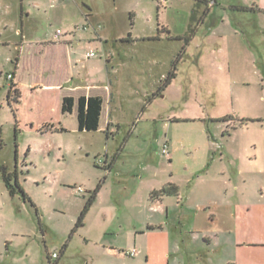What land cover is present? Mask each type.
<instances>
[{"label":"rangeland","instance_id":"rangeland-1","mask_svg":"<svg viewBox=\"0 0 264 264\" xmlns=\"http://www.w3.org/2000/svg\"><path fill=\"white\" fill-rule=\"evenodd\" d=\"M23 7L31 14L27 31L52 38L60 29L72 40L79 71L99 63L108 82L106 65L125 106L113 113L120 128L108 140L105 131L77 130L76 105L62 116L66 131H45L49 124L42 122L62 114L60 92L29 84L58 79L56 51H44V68L22 69L15 102L7 74L17 52L13 44L0 45V164L15 173L30 200L21 192L9 195L0 171V264H48L47 254L60 253L64 243L59 264H264V174L242 158L247 142L264 152V0H24ZM18 17L15 6L5 27L0 13V38L19 40ZM89 50L97 55L86 58ZM134 124L107 171L106 153ZM165 141L175 147L172 161L161 152ZM103 181L98 204L75 227ZM168 183L176 195L163 203L149 199L152 188ZM216 188L246 222L237 240L224 231L209 244L196 232L209 225L194 216L193 206ZM157 220L161 228H149ZM260 236V245H249ZM132 247L136 256L126 254Z\"/></svg>","mask_w":264,"mask_h":264},{"label":"crops","instance_id":"crops-1","mask_svg":"<svg viewBox=\"0 0 264 264\" xmlns=\"http://www.w3.org/2000/svg\"><path fill=\"white\" fill-rule=\"evenodd\" d=\"M36 3H42V0H35ZM24 0H0V13L4 16L7 15L9 11H11L12 8L15 9V6L18 7V26L15 24V32L19 36V40L16 42L14 39H11V36H6L4 38H0V45H7L12 46V44L15 46L14 50L17 52V55L15 56L14 60L12 61V57L10 58V61L13 64V69L9 70L8 72L12 73V82L15 85L16 89L19 90V93L21 95L20 91V75L23 71L22 69L30 68L31 70L38 69L39 67L44 68V64H47V60L45 57H43L44 51L47 49L53 48L57 55L54 61L58 65V67L61 66L62 72L60 73L58 79H55L54 81L49 80L48 82H45L43 85H41V82H38L37 80L35 82H31L29 85L32 89H35L37 87L47 88L49 90H58L60 92L59 97L61 99V102L65 96H71L74 99V103L72 106V110L70 112H62L59 116H56V118L53 120L49 118V120H45L43 125L49 124V127H63L66 131V128L64 127V118L62 116L67 113H72L74 111V106L76 105V119H77V130L79 132H95V131H105L106 133V140H108L109 134H113L115 131H119V123L114 122L113 120V113H118L119 111H122L124 108V102L125 100L122 98L123 95H121V92L119 90H115L113 82L111 80V74L112 72L108 69V67L105 65L106 75L109 76L108 82L103 77V68L99 63H96V67H91L89 70H82L79 71L77 69L79 59L75 56V50L72 45L71 39H63L61 37V34L56 36V33L53 34L52 38H42V34L37 31L33 33L32 31H27L25 28V20L31 18V14L28 10H26L23 7ZM5 5V6H4ZM89 14H87L88 16ZM5 20V21H4ZM3 20V25L5 27H8L7 18ZM5 22V24H4ZM29 36V38H27ZM52 39V40H51ZM49 51V50H47ZM87 52V51H86ZM97 55V54H96ZM86 56V55H85ZM95 57V56H94ZM86 58H92V57H86ZM111 56L106 57V62H110ZM60 65V66H59ZM83 67V66H82ZM34 75L36 74V71L33 72ZM79 76L78 79L75 80V75ZM160 93V92H158ZM80 96H98L101 98V110L98 120V127L94 130H87L79 129L78 124V98ZM20 99V97H19ZM19 101V100H18ZM15 101V102H18ZM146 106L141 107V112L145 110ZM103 112H106L105 118V125L102 127L101 124V118ZM42 125V126H43ZM132 128H129V130L126 131L125 138L123 139L122 143L117 146L115 151L109 155L106 153L105 158V165L106 170L111 171V169L114 168L117 158L120 155L119 153L124 150L127 143L129 142L130 136L133 134V131L135 130L134 127H136V124L132 125ZM45 128V131H51L50 128ZM134 128V129H133ZM241 128V127H239ZM133 129V130H132ZM236 130L237 127H233V130ZM228 134L232 132H227ZM168 142V141H167ZM169 146V161L173 160V154L176 152L175 147L173 150L170 149ZM264 147V146H263ZM245 151V154L242 156L243 162L248 165L250 169H252L253 173L257 174H264V152L261 150L262 147L257 146L255 144H252L250 142H247L242 147ZM210 147L208 148L207 152H209ZM173 153V154H172ZM208 154V153H207ZM221 156L223 154H220ZM253 155V156H250ZM214 161V159H213ZM203 169V168H202ZM209 170V169H208ZM208 170H206L208 172ZM194 170L191 171L193 173ZM190 173V174H191ZM206 178L204 177L203 182H206ZM212 177H210L211 179ZM105 181V180H104ZM102 182L101 185H99V188L95 194V198L89 208L95 206L98 204L97 199H99L102 196L103 193V185L105 182ZM224 184H227L226 180H223ZM104 183V184H103ZM97 187V186H96ZM95 187V188H96ZM94 188V189H95ZM93 189V190H94ZM156 189L155 187L151 189ZM150 191V192H151ZM93 192V191H92ZM91 192V193H92ZM220 190L216 188L215 190L209 191V193L206 195V198H203L202 202H197L194 206V216H199L201 220H204L206 223L205 225L209 226H202L203 228H199V230H196V232H201L203 239L207 241L209 244H217V237H220V232L227 231L229 234H227L229 237L234 238L237 240L238 238V228L245 224L244 218L245 216L240 215L238 211V206L233 204V202L230 201H224L223 195L221 194ZM189 194L186 196V200H189ZM168 196V195H165ZM165 196H162L161 198H151L149 193V199L156 203H163L165 202ZM188 201L184 202V204H181L182 213L184 216L186 215L187 206L189 204ZM186 203V204H185ZM166 211V219L169 216V206L166 204L165 206ZM88 210V212H89ZM107 210L103 211L104 217L106 216ZM87 212V213H88ZM87 215V214H86ZM193 216V217H194ZM86 217V216H85ZM192 217V218H193ZM85 219V218H84ZM158 221V220H157ZM211 222V224H209ZM158 224H151L149 228L157 225L159 228L162 226V222L158 221ZM84 223L81 225L83 226ZM195 232V231H191ZM18 235V233H15L14 236ZM134 239L136 240L137 237L134 236ZM263 237L260 236L258 239L254 238L252 239V242L254 244H249L253 246H258L260 243L258 241H262ZM134 240V241H135ZM248 239H245L247 241ZM137 241V240H136ZM245 243V242H242ZM263 245V244H262ZM67 249V247H66ZM61 251L60 253H57L56 258H52L51 254H47L46 261L48 264H59L61 257H63V254L65 253ZM26 254V252H25ZM27 255V254H26ZM136 256V255H134ZM248 257L255 260L256 256L252 255L250 253L247 254Z\"/></svg>","mask_w":264,"mask_h":264},{"label":"trees","instance_id":"trees-1","mask_svg":"<svg viewBox=\"0 0 264 264\" xmlns=\"http://www.w3.org/2000/svg\"><path fill=\"white\" fill-rule=\"evenodd\" d=\"M197 3H202L205 2V0H196ZM192 21L195 20V10L191 13V18ZM190 33L188 34L187 38L192 33V26L190 25ZM174 76V69L171 70L168 75L165 77L163 86L160 87L161 89L165 87L167 84L170 83L171 78ZM13 86V83H11ZM10 85V86H11ZM11 86V87H12ZM13 92L15 93L14 100L18 101L20 97V93L17 89H13ZM11 97V91L10 87L8 89V98ZM101 98L98 96H80L78 98V126L80 130L87 129V130H94L98 127V120H99V115H100V110H101ZM74 103V99L71 96H65L62 100V105L61 109L62 112H70L72 110V106ZM51 131H64L65 129L63 127H49ZM48 130V128H47ZM1 146V144H0ZM0 171L2 175V179L4 182V186L7 189L9 195L13 196L17 192H21L22 196L24 199L29 200L28 196L24 192L23 188L18 182V179L15 175L14 172H10L7 168L6 165L0 164ZM99 188V185L93 190V192L90 194L89 198L86 200L84 206L82 207L77 220L75 227H80L84 223V218L95 198V194ZM177 194V188L176 186L168 183L167 185L162 186L159 189H153L150 192V197L151 198H161L162 196L165 195H176ZM30 201V200H29ZM67 247V243H64L61 247V251L64 252V250Z\"/></svg>","mask_w":264,"mask_h":264},{"label":"built area","instance_id":"built-area-1","mask_svg":"<svg viewBox=\"0 0 264 264\" xmlns=\"http://www.w3.org/2000/svg\"><path fill=\"white\" fill-rule=\"evenodd\" d=\"M160 1H164V0H160ZM56 36H58V35H60L61 34V30L60 29H57L56 30ZM86 57H94V56H96V53L93 51V50H89V51H87L86 52ZM7 77H8V79H10V80H12V77H13V75H12V73H8L7 74ZM161 152L164 154V155H166V156H169V146H168V142L167 141H165L163 144H162V146H161ZM99 163V162H98ZM104 167H106V165H105V163H104ZM106 169V168H105ZM76 191H78V192H80V191H82V188L81 187H78L77 189H76ZM137 249L135 248V247H132V248H130V249H128L127 251H126V254H128V255H130V256H134V255H136L137 254ZM51 257L52 258H56L57 257V253L56 252H53L52 254H51ZM53 264V263H52Z\"/></svg>","mask_w":264,"mask_h":264}]
</instances>
